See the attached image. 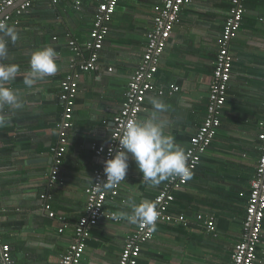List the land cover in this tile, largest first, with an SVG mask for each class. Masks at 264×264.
<instances>
[{
  "label": "crops",
  "instance_id": "0c3cea01",
  "mask_svg": "<svg viewBox=\"0 0 264 264\" xmlns=\"http://www.w3.org/2000/svg\"><path fill=\"white\" fill-rule=\"evenodd\" d=\"M100 2L59 0L52 5L38 0L26 14H13L7 23L15 27L19 39L8 42V55L0 58V64L19 66L16 79L7 86L18 91L23 106L6 107L0 113L9 117L0 127V236L15 264H60L73 244L75 226L85 214V189L98 166L92 148L109 141L113 118L162 6V0H119L99 53V69L81 73L78 80L73 128L59 174L62 185L49 187L51 149L58 142L62 114L60 84L76 60L68 42L73 40L81 49L78 61L87 57L84 44ZM243 6L241 25L230 46L232 70L220 128L170 206L172 215L184 216L187 227L158 224L153 238L142 246L138 264H230L241 241L264 121V0H243ZM230 7L231 0H193L180 12L154 76L155 88L164 94L149 93L138 117H147L153 98L167 104L169 110L161 114L167 121L166 133L185 150L205 117ZM47 46L57 52V73L25 87L32 53ZM172 88L177 91L170 93ZM128 164L118 195L104 206L117 216L130 213L133 205L153 202L167 181L149 187L131 156ZM42 196L48 197L46 202ZM198 215L214 219V232L206 231ZM121 220L104 219L92 228L80 264H117L125 240L137 227ZM261 241L255 264H264V221Z\"/></svg>",
  "mask_w": 264,
  "mask_h": 264
},
{
  "label": "built area",
  "instance_id": "2783aa9c",
  "mask_svg": "<svg viewBox=\"0 0 264 264\" xmlns=\"http://www.w3.org/2000/svg\"><path fill=\"white\" fill-rule=\"evenodd\" d=\"M19 0H4L0 3V22H10L12 15L21 16L26 14L33 3L38 0H25L7 12L9 8L17 4ZM56 5L59 0H49ZM119 0H101L94 14L92 29L88 40L84 44L87 57L81 56V49L73 41L68 42L69 48L76 60L69 65V73L61 81L59 100L62 106L61 121L58 127V142L51 149L52 166L48 176V186L62 185L59 177L64 154L68 143V134L73 128L72 115L75 107V99L78 91V80L81 73L94 72L99 69V53L103 48L105 38L109 32L110 23L115 13ZM193 0H162L160 11L153 19V29L146 36L145 51L134 73L132 74L124 94V100L119 112L113 118V126L109 141L105 145L92 148L98 159V166L92 174V182L85 189L86 207L74 229V242L67 253L61 258L60 264H80L85 251V242L90 236L92 228L101 220H111L120 223L122 220L114 213L106 212L104 209L108 199L118 195L121 184L109 190H101L97 183L106 180L104 174V163L115 155L118 148V137L126 123L138 119L144 110L145 99L149 93L159 96L164 94L163 90H157L154 86L161 56L171 36L175 24L178 22L180 12L189 7ZM75 9H79V2L75 3ZM243 0H231V7L218 44V52L213 65L212 81L209 86L205 117L198 132L190 139L186 152L188 154V167L193 172L200 163L201 156L210 146L221 125V112L225 104L228 83L232 70V55L230 46L232 40L239 31L244 14ZM2 16V17H1ZM111 72V69H108ZM172 92L177 88H172ZM261 132L258 134L259 159L255 168L254 176L250 182V192L245 209L243 222V234L241 241L236 244L230 264H255L257 249L262 245L261 232L264 221V121L261 123ZM109 149L113 151L110 153ZM189 178H172L167 180L155 196L153 203L157 207L158 224L181 225L187 227L184 216H174L170 213V206L174 201V193L182 190L188 183ZM43 200L48 199L42 196ZM48 216L53 218L47 203L44 205ZM197 220L207 232H214V219L212 217L197 216ZM156 228V227H155ZM154 232L151 227L137 225L133 236L124 242L117 264H138L142 246L149 242ZM0 264H15L12 259L11 250L0 236Z\"/></svg>",
  "mask_w": 264,
  "mask_h": 264
},
{
  "label": "clouds",
  "instance_id": "9594fccd",
  "mask_svg": "<svg viewBox=\"0 0 264 264\" xmlns=\"http://www.w3.org/2000/svg\"><path fill=\"white\" fill-rule=\"evenodd\" d=\"M18 39L19 33L14 26L0 22V58L8 55V42L15 44ZM56 57L57 52L50 46L34 51L23 78L25 87L32 88L38 81L54 76L58 71ZM19 71L16 64H0V113L6 107L20 109L23 106L18 91L7 86L16 79ZM151 104L152 110L146 118L130 120L122 129L115 155L104 163L106 180L97 183L101 190L112 189L125 180L129 156L134 159L149 187H158L172 178H191L193 173L188 167L186 150L166 133L167 121L161 119V114L167 112L169 106L157 98H153ZM8 121L9 117L0 114V127H5ZM112 151L109 149L110 153ZM158 215L156 205L144 201L133 205L130 213H119L118 218L134 225L149 226L155 231Z\"/></svg>",
  "mask_w": 264,
  "mask_h": 264
},
{
  "label": "water",
  "instance_id": "95a60500",
  "mask_svg": "<svg viewBox=\"0 0 264 264\" xmlns=\"http://www.w3.org/2000/svg\"><path fill=\"white\" fill-rule=\"evenodd\" d=\"M25 0H19L18 2H17V4H16V6H14V8H16L17 6H19L20 4H22L23 2H24ZM14 8H13V10H14ZM12 10V11H13ZM11 11V12H12ZM2 17V16H1Z\"/></svg>",
  "mask_w": 264,
  "mask_h": 264
},
{
  "label": "trees",
  "instance_id": "16d2710c",
  "mask_svg": "<svg viewBox=\"0 0 264 264\" xmlns=\"http://www.w3.org/2000/svg\"><path fill=\"white\" fill-rule=\"evenodd\" d=\"M12 20V19H11ZM245 218V217H244ZM244 222V221H243ZM256 255H257V252H256Z\"/></svg>",
  "mask_w": 264,
  "mask_h": 264
}]
</instances>
